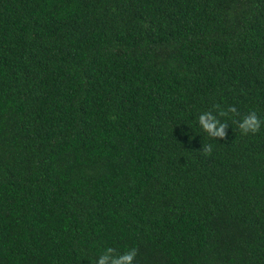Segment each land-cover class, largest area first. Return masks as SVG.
<instances>
[{"label":"trees","instance_id":"1","mask_svg":"<svg viewBox=\"0 0 264 264\" xmlns=\"http://www.w3.org/2000/svg\"><path fill=\"white\" fill-rule=\"evenodd\" d=\"M252 110L264 0H0V264H264Z\"/></svg>","mask_w":264,"mask_h":264},{"label":"clouds","instance_id":"2","mask_svg":"<svg viewBox=\"0 0 264 264\" xmlns=\"http://www.w3.org/2000/svg\"><path fill=\"white\" fill-rule=\"evenodd\" d=\"M230 113L238 114L235 106L229 105L226 111H220L219 115L227 117ZM198 124L200 129L206 133L210 138H219L221 140L226 138L225 128L227 123L221 122L210 111L201 112L198 117ZM264 125V119L257 115L255 110L250 111L238 122V129L244 136L249 134L255 135L261 131V127ZM213 152V144L209 143L202 147V153L205 156L211 155ZM139 253L138 248H130L127 251L120 253L113 248L108 247L103 250V254L99 256V259L95 264H108L109 260L111 264H134V261ZM91 264V262H90Z\"/></svg>","mask_w":264,"mask_h":264}]
</instances>
